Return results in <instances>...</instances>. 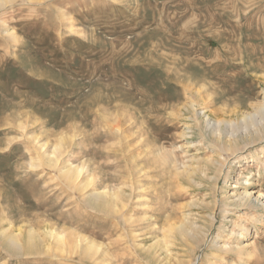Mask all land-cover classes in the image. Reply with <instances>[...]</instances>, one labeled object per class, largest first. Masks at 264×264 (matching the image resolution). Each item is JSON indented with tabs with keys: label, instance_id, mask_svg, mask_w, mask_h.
<instances>
[{
	"label": "rangeland",
	"instance_id": "374dc122",
	"mask_svg": "<svg viewBox=\"0 0 264 264\" xmlns=\"http://www.w3.org/2000/svg\"><path fill=\"white\" fill-rule=\"evenodd\" d=\"M196 91L197 110L234 125L262 102L264 0L0 5V232L22 244L0 237V264H264V142L228 178L236 157L224 154L216 186L202 174L188 185L166 161L185 171L213 155L183 108ZM244 187L255 207L236 206ZM101 190L125 195L117 213L89 202ZM182 222L198 240L178 236ZM51 230L66 235L62 252Z\"/></svg>",
	"mask_w": 264,
	"mask_h": 264
},
{
	"label": "bare ground",
	"instance_id": "6f19581e",
	"mask_svg": "<svg viewBox=\"0 0 264 264\" xmlns=\"http://www.w3.org/2000/svg\"><path fill=\"white\" fill-rule=\"evenodd\" d=\"M12 1L13 0H0V5H3L5 3H9V2L11 3ZM35 1L39 2L41 0H27V2L29 4H34ZM46 1H48V0H46ZM37 4H39V3H37ZM59 16H61V15H59ZM6 32H8V31H6ZM10 35L12 37L13 32L10 31ZM193 94H192V96H193L194 100L189 99V100H191L190 103L188 104L187 107H183V108H185L184 110L189 112L192 115V117L189 116V120L192 119V122H194L196 124V129L200 128L201 131L204 132V134L202 132H200V137L201 138L203 137L204 140L205 139L208 140L207 144H208V146H210L213 155L211 157L204 159V161L201 160L203 162H202V165H199V166L195 165L196 163L194 164V159H189L190 164L188 165V168L185 171H180L178 168H176V166L174 164V160L172 158H170V159L166 158V161H168L169 165H173L175 172H176V176H178V178L181 181H185L188 185L195 184L196 178L199 177L198 175L202 174V176L206 177L207 180L210 181V183H212L213 186H216L220 176L223 173V168H224V165L226 163V159L223 158L224 154H227V156L230 155V156L236 157V161L234 163H232V166L229 169L230 171H228L226 174V176H227L226 178H228L230 176L231 172H233L234 170H237L236 166H237V164H239L241 162L240 161L241 156H239V155L241 153H243L244 151L247 152V151H249V149H253L254 147H256L257 144L264 142V124L255 126L252 130H249L247 133H244L243 135L239 134V136L233 135L234 134L233 129L230 131V133L225 131L223 126L230 124L231 126H233V128H237L239 125V122H241L242 125L244 126V128L242 127V125L240 127H242L244 130L248 129L250 125H253V121L255 118H258V117L263 118V116H264V101L263 100L264 99L262 100V102L260 104L252 106L253 113H248V112L240 113V115H238L240 117V119L236 116L239 121H237L236 124L234 125V122L228 123L223 119H215L214 116H213L214 117L213 118L211 116L212 113L210 111H206L207 110L206 106L202 107V109L197 110L196 106H198L200 104V101L199 102L196 101V96H198V92L196 91L195 94L194 95ZM208 104H209V102H208ZM199 106H201V105H199ZM235 108H233V109H235ZM222 110L220 109V111H222ZM233 111L234 110H232V112ZM209 112L211 113V115ZM223 112L225 113L226 111H223ZM232 112H231V114H232ZM236 114H238V113L236 112ZM218 118H220V117H218ZM225 119H227V118H225ZM193 126L194 125L191 124L189 127L186 126V128L193 130ZM192 130H190V132ZM186 135L187 134H185V136ZM57 152H59V151H57ZM57 155H58V153H56V156ZM55 157H54V155L52 156V158H50L48 156L46 157V162L49 166L54 165ZM203 166L205 167L204 169H203ZM80 171L81 170L77 167H72V166L67 167L62 173L63 179L66 181H69V182H73V181L77 180L78 173ZM202 176H200V177H202ZM198 179H200V178H198ZM88 185H89V182H86V186H88ZM224 185H227V183L224 182ZM247 190L248 189H246V187H244L242 193H239L238 197L236 198V200H237L236 206L238 205V206H242V207H248V208L251 207L252 208V206H254L255 202L257 203V201L260 199L261 195L254 196V195H252V193H249ZM124 198H125V195L122 192H119V194L109 195V193H107L106 190L92 191L89 195V202L95 208L102 209V211L109 210V211H113V213L114 212L117 213V209L119 208V207L117 208L118 203H122V200ZM263 204L264 203H261V205H263ZM175 230H176V233L178 234V236L183 238L185 241L186 240L188 241V239L189 240L195 239V238L197 240L199 239V238H197L198 230L196 228H194L192 226V224H190V223L182 222L177 226V228H175ZM6 233H7V230L1 231L0 237L4 238L6 240L8 247L12 250H15V251H21L22 250V244L19 240L20 233H13V234L11 233L9 235H6ZM166 233H168V232H166ZM35 235H36L35 232L29 231L27 236H26L27 237V244L29 245L31 250L35 246L34 245ZM47 235L49 238L54 240L58 249L61 252L66 249V246H67L66 235L63 232H55V231L51 230V231H48ZM168 235H172V234H168ZM174 235H176V234H174ZM199 235H201V234H199ZM176 236H174V237H176ZM162 241L156 240L154 242V245H156V243L162 242ZM77 247H78V241L74 242V246L72 247V249H76ZM46 249L48 250V248H46ZM85 250H86V252L90 253V252L96 251L97 247L93 244H87ZM145 250H146V248H145ZM145 250H144V252H145ZM157 250H160V249H157ZM164 250H165V248H164ZM28 251H30V250H28ZM161 251H162V249H161ZM235 251L237 253H239V252L241 253V251L248 253L245 248H240V247L236 248ZM146 253H148V252H146ZM248 255H249V253H248ZM179 264H180V262H179Z\"/></svg>",
	"mask_w": 264,
	"mask_h": 264
}]
</instances>
